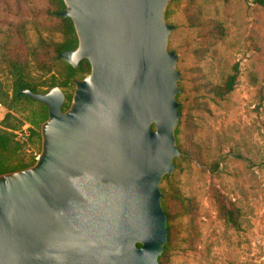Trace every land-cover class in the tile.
I'll return each instance as SVG.
<instances>
[{"label": "water", "instance_id": "water-1", "mask_svg": "<svg viewBox=\"0 0 264 264\" xmlns=\"http://www.w3.org/2000/svg\"><path fill=\"white\" fill-rule=\"evenodd\" d=\"M172 0H63L89 73L47 107L30 166L0 174V264H158L168 241L160 182L180 155Z\"/></svg>", "mask_w": 264, "mask_h": 264}, {"label": "rangeland", "instance_id": "rangeland-1", "mask_svg": "<svg viewBox=\"0 0 264 264\" xmlns=\"http://www.w3.org/2000/svg\"><path fill=\"white\" fill-rule=\"evenodd\" d=\"M44 2L26 0L15 6L16 0H0V81L9 91L12 77L1 54L8 22L24 21L28 41L34 43L38 30L29 22L32 17L29 9L40 8ZM187 3L188 0H172L166 9L170 12L167 22L174 25L168 46L177 54L180 78L183 74L186 77L185 93L196 94L192 79L199 74L219 83L236 65L238 77L235 88L224 99H212L201 91L205 107L192 111L194 128L190 130L202 147L205 162L201 164L194 157L181 159L170 176L185 197L195 200L192 222L196 230L192 243L185 239L172 245L169 263L264 264V6L253 0H195L205 18L220 21L225 29L221 40L197 54L194 48L199 39L184 14ZM41 33L47 35L44 30ZM30 70L34 76L39 75L32 67ZM61 89L72 93L74 83L71 88ZM32 110L34 105L18 104L7 110L0 104V121L9 111L25 131L31 127ZM23 142L19 157L25 161L36 159L41 138ZM214 189L240 208V228L227 227L218 218L211 195ZM189 222L188 217L182 219V230ZM184 235L182 232L180 239Z\"/></svg>", "mask_w": 264, "mask_h": 264}, {"label": "trees", "instance_id": "trees-1", "mask_svg": "<svg viewBox=\"0 0 264 264\" xmlns=\"http://www.w3.org/2000/svg\"><path fill=\"white\" fill-rule=\"evenodd\" d=\"M26 0H16L15 6L19 2ZM176 1V0H175ZM254 3L264 6V0H253ZM65 8L63 0H46L44 6L40 8H30L32 17L29 22L37 28L38 37L34 43H29L26 25L24 21H9L7 26V37L2 43V56L7 71L12 77V87L9 91L0 81V104L13 109L18 104L34 105L35 110L31 112L28 127L30 135L28 139H40L41 123L47 118V107L24 94H19L23 88H28L36 93H43L48 88L57 85L60 88L68 89L73 85V78H81L90 71L88 60L83 59L77 68L72 67L57 55L65 50L73 49L77 46V37L73 23L70 18L58 15ZM184 14L188 26L192 28L199 44L194 48L195 53L206 52L212 44L221 40L225 36V29L222 23L213 18H205L202 10L196 5L195 0H188L184 9ZM170 16L166 10L165 17ZM45 22L40 23L39 20ZM38 23L40 26H38ZM42 30L47 35H42ZM30 67L39 72L38 76L31 73ZM48 75V76H46ZM238 69L233 67L232 73L224 76L219 83H212L203 74H199L192 79L193 96L186 94L185 75L183 74L178 82L180 92L176 95L179 103V122L175 129L176 143L180 156L174 158L175 167H179L181 159L194 157L199 163L204 164L201 155V145L192 137L191 128H194L192 111L203 109L206 102L202 101L204 91L212 99H224L237 83ZM198 93V94H197ZM72 93H65L66 101L63 109H66L71 100ZM21 122L16 121L8 111L0 121V174L26 168L34 163L35 159L25 161L19 157L23 141L17 136ZM214 165L217 166V163ZM164 185L160 187L162 193V206L167 215L168 241L159 257V264H170L169 251L172 245L178 240H194L193 234L196 225L192 222V216L196 210L194 198L185 197L173 176L165 175L162 178ZM212 198L216 205L217 216L227 227L240 228L241 211L233 202H227L221 192L212 190ZM190 218L188 225L182 230V219ZM185 232L184 237L180 235Z\"/></svg>", "mask_w": 264, "mask_h": 264}, {"label": "built area", "instance_id": "built-area-1", "mask_svg": "<svg viewBox=\"0 0 264 264\" xmlns=\"http://www.w3.org/2000/svg\"><path fill=\"white\" fill-rule=\"evenodd\" d=\"M29 135H30L29 130H25L23 132H17V136L20 141H26L29 138Z\"/></svg>", "mask_w": 264, "mask_h": 264}]
</instances>
